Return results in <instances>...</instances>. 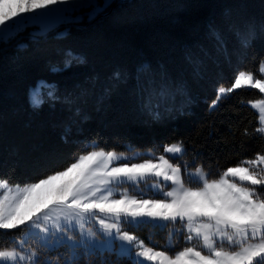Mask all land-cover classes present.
<instances>
[{
    "label": "trees",
    "instance_id": "trees-1",
    "mask_svg": "<svg viewBox=\"0 0 264 264\" xmlns=\"http://www.w3.org/2000/svg\"><path fill=\"white\" fill-rule=\"evenodd\" d=\"M262 25L264 0H113L92 18L0 42V178L37 182L93 148L158 155L182 143L174 161L209 178L264 154L249 105L258 90H235L212 107L240 71L260 77ZM20 232L0 231V248ZM78 264L133 262L79 251Z\"/></svg>",
    "mask_w": 264,
    "mask_h": 264
},
{
    "label": "snow or ice",
    "instance_id": "snow-or-ice-1",
    "mask_svg": "<svg viewBox=\"0 0 264 264\" xmlns=\"http://www.w3.org/2000/svg\"><path fill=\"white\" fill-rule=\"evenodd\" d=\"M9 2L0 0V42L5 43L14 38L20 20H35L39 10L92 7L94 16L110 4V0L103 5H96L95 0H17L20 10L8 13L4 6ZM253 35L249 28L240 41L242 46H249ZM259 73L264 77V62ZM245 87L264 93V78L240 71L229 87L217 89L212 107ZM49 96L54 97V92ZM39 102L33 99L34 106ZM253 106L259 110L261 125L255 131L264 136V99ZM164 152L179 158L185 148L173 143ZM139 159L140 154L129 157L93 148L37 182L10 185L0 178V231L20 228L46 249L66 246L72 254L69 264H78L80 249L87 255L116 252L118 257L131 258L133 264H264V154L228 167L217 179H209L203 167H197L187 172L189 183L184 177L186 165L182 168L165 155L132 162ZM149 178H153L149 187L162 198L145 199L123 187L128 184L142 191L141 181L147 183ZM38 190L43 195L36 198ZM177 221L186 230L190 246L171 255L147 246L124 229L125 223L140 228L147 224L165 227L161 222L175 226ZM90 224L98 225V231ZM116 241L120 242L118 250ZM26 243L21 239L10 248H0V264H43L36 249L25 250Z\"/></svg>",
    "mask_w": 264,
    "mask_h": 264
},
{
    "label": "rangeland",
    "instance_id": "rangeland-1",
    "mask_svg": "<svg viewBox=\"0 0 264 264\" xmlns=\"http://www.w3.org/2000/svg\"><path fill=\"white\" fill-rule=\"evenodd\" d=\"M111 1H113V0H110V2ZM95 4L96 5H103L104 0H95ZM20 7H21V4L18 3L17 0H10V2L4 6V11L8 12V13H15V12H18L20 10ZM24 7H27V5H24ZM92 14H93V8L92 7H77V6H73V5L58 6L57 8L52 9V10H49V9L39 10L34 14L36 16L35 20H33L31 18H28L25 20H20L18 26L16 27L15 31L13 32V36L16 37L18 34H20L22 31H24L27 28L29 29V33H32L34 35H39V34H43V33L45 34L48 30L53 29L55 27H58L62 23L75 22V21L81 20L83 17L92 18L95 16V15L93 16ZM6 23H7V21H6ZM254 76L257 79L264 78L261 76V74H260V77H256V75H254ZM245 88L256 89V88H250V87H245ZM38 90L39 89L37 88L35 90L34 94H36L38 92ZM236 90H238V89H236ZM256 90H258V89H256ZM261 94H262L261 99H264V93H261ZM255 101H257V100H255ZM255 101H251L249 103V105L259 115V110L253 106ZM169 145H171V144H169ZM169 145H167V146H169ZM91 150H93V149H91ZM96 150H99V149H96ZM115 152H117L118 154L123 153L129 157H132L134 154H140V159L139 160H133L132 162H140V160H142V159L151 158V155H155V156L165 155L167 158L171 159L173 163H176L174 161L175 159H178V160L181 159V156L179 158H173L172 154H168L165 152H163L162 154H158V155L152 151H146L143 153L139 152V151H129V152L115 151ZM143 155H144V157H141ZM180 165L182 168L185 167V164H180ZM194 169L195 168H190L187 166V170L185 171V174H184L186 183H189L187 172L192 171ZM219 176L214 177V178H209V179H217V178H219ZM151 183H153V178H149L147 183H145L144 181H141L139 188L142 191H137L128 184L124 185L123 187H127L131 194L137 195V196H142L145 199L162 198L156 192L155 189H152L149 187V185H151ZM21 186H23V185H21ZM191 186L195 187L197 185L191 184ZM166 190H168V189H166ZM42 195H43V193L40 192L39 190L34 194V196L36 198H39ZM161 223L166 224V226L165 227H153L151 224H147V225H144L140 228H136V227L131 226L130 224L125 223L124 229L134 233L141 240H143L147 246L153 247L156 250L167 251L170 255L174 254L176 251L182 250V248L185 246H190L187 243V241L185 240V236L187 234L186 230L183 229V226L181 225V223L179 221H177L175 226H173L170 222H161ZM89 227H92L93 230L98 231V225L90 224ZM21 239L27 240V243L24 245L25 250H28V248L30 246L31 248L36 249L38 251V253H39L38 258L43 262V264H62L66 261L70 262L72 259L71 251L66 246L54 247V248H50V249L43 248L40 245L39 241L26 237L22 231L20 232L19 236L15 239L16 240L15 244ZM119 243H120L119 241L115 242V246H116L117 250L119 249ZM195 243L196 242L193 241V244H195ZM64 248H66L69 251V257H67L66 254H64V250H63ZM79 251L85 252L84 249H80Z\"/></svg>",
    "mask_w": 264,
    "mask_h": 264
}]
</instances>
